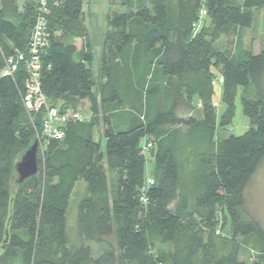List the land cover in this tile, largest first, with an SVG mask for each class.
<instances>
[{"label":"trees","instance_id":"obj_1","mask_svg":"<svg viewBox=\"0 0 264 264\" xmlns=\"http://www.w3.org/2000/svg\"><path fill=\"white\" fill-rule=\"evenodd\" d=\"M60 1L53 7L47 0L42 90L51 105L84 117L65 126L63 139L37 142L38 170L21 183L14 164L37 140L41 115L32 123L24 109V65L11 75L1 70L5 58L26 50L39 0L0 4V264H246L236 245L222 251L214 237L221 235L220 205L231 217V240L247 237V249L264 264V231L255 221L235 225L240 203L233 202L264 159V35L258 51L240 37L232 52L213 46L221 34L253 28L264 0L129 3L107 20L121 31L120 43L111 56L102 53L97 83L93 42L81 39L83 0ZM237 89L253 126L217 137L232 120ZM83 100L89 115L78 108ZM148 174L154 182L146 187ZM78 182L87 193L78 205L80 232L114 239L90 258L86 246L71 252L67 245L68 202Z\"/></svg>","mask_w":264,"mask_h":264},{"label":"rangeland","instance_id":"obj_2","mask_svg":"<svg viewBox=\"0 0 264 264\" xmlns=\"http://www.w3.org/2000/svg\"><path fill=\"white\" fill-rule=\"evenodd\" d=\"M1 6H3L2 1ZM24 4H30L32 1L36 0H23ZM145 0H83L82 9L83 13L81 15L82 21L84 23V35L81 39L84 41L90 39L93 42L94 61L92 63V76L93 83L99 82L100 76V64L102 53L111 56L113 53V47L120 43L121 31L116 29H111L108 27V18L117 12L129 10V3L134 6ZM6 5L9 4L10 0H4ZM22 2V1H21ZM61 1L52 0V6L57 7ZM20 3V2H19ZM10 8V7H9ZM207 34L210 35L212 26H210L207 20ZM127 30V28H126ZM129 30V27H128ZM264 35V6L255 12L254 25L251 29H245L242 34L238 30L232 31L230 34H221L218 38L213 41V46L220 49L233 51L235 47V42L240 37L244 47L252 48L253 51H258L263 42ZM209 39V38H208ZM214 74L213 85L214 93L212 95L213 102H219L217 107V113L220 114L224 110V104L221 101V91L219 87V77L220 72L218 70L212 71ZM96 85L94 84V89ZM85 114H91L90 105L87 101L81 103L78 107ZM98 117V116H97ZM99 120V119H98ZM95 118V121H98ZM95 129L94 135L98 140L102 138V128L100 124ZM250 119L244 114L241 104V90L237 89L234 97V114L231 122L225 127V129H219L217 137L225 135H241L252 127ZM144 139L141 140V143ZM40 157V156H39ZM145 157L148 159L146 163V172H152L153 167V157L151 152L146 151ZM154 172H152L153 174ZM84 183L78 182V184L73 189L67 210V245L71 252L77 251L81 246H86L88 253L87 255L97 256L103 251L105 242H111L114 245V239L112 236H108L103 240V242H98L90 239H86L85 235L80 232L79 221H78V205L81 199L86 196ZM239 197V198H238ZM239 201L240 208L236 207L234 210V216L237 220L235 225L240 223H248L249 221H255L258 227L264 231V159L258 165L255 172L250 176L246 185L241 190V193L236 194L233 202ZM234 204V203H233ZM173 207V204H171ZM217 213L222 216L221 223V235L214 236L216 241H218L222 247V251H228L230 245H236L238 249V258L244 261L246 264H263V256L260 252L249 251L247 249L246 240L247 237H236L231 240V217L230 214L225 210V206L220 205L217 209ZM257 237L256 235H254ZM90 258V256H89Z\"/></svg>","mask_w":264,"mask_h":264},{"label":"built area","instance_id":"obj_3","mask_svg":"<svg viewBox=\"0 0 264 264\" xmlns=\"http://www.w3.org/2000/svg\"><path fill=\"white\" fill-rule=\"evenodd\" d=\"M35 14V21L29 34L26 50L17 52L15 58L12 56L5 58V65L1 73L11 75L18 63L24 65L26 76L22 103L32 123L36 121V115H41L39 120L40 131L36 133V142L40 145L41 139H63L65 126L70 122H80L84 116L78 110L59 109L57 106L51 105L42 90L40 55L51 41V31L47 18L49 14L47 0H39ZM202 14H204V10H202ZM199 26L200 23L198 22L194 29L197 30ZM153 182L152 176L148 174L146 187L152 185Z\"/></svg>","mask_w":264,"mask_h":264},{"label":"water","instance_id":"obj_4","mask_svg":"<svg viewBox=\"0 0 264 264\" xmlns=\"http://www.w3.org/2000/svg\"><path fill=\"white\" fill-rule=\"evenodd\" d=\"M17 182L21 183L26 178L34 175L38 170L37 142L34 141L19 157L14 164Z\"/></svg>","mask_w":264,"mask_h":264},{"label":"crops","instance_id":"obj_5","mask_svg":"<svg viewBox=\"0 0 264 264\" xmlns=\"http://www.w3.org/2000/svg\"><path fill=\"white\" fill-rule=\"evenodd\" d=\"M85 101H87V100H83V101H81V103H83V102H85ZM88 102V101H87Z\"/></svg>","mask_w":264,"mask_h":264}]
</instances>
